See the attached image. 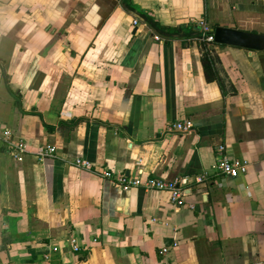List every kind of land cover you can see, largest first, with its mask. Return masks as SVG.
Returning <instances> with one entry per match:
<instances>
[{"label":"crops","instance_id":"crops-1","mask_svg":"<svg viewBox=\"0 0 264 264\" xmlns=\"http://www.w3.org/2000/svg\"><path fill=\"white\" fill-rule=\"evenodd\" d=\"M200 22L264 35V0H0V264H264V52ZM220 145L244 175L213 174ZM105 170L185 177V205Z\"/></svg>","mask_w":264,"mask_h":264},{"label":"built area","instance_id":"built-area-1","mask_svg":"<svg viewBox=\"0 0 264 264\" xmlns=\"http://www.w3.org/2000/svg\"><path fill=\"white\" fill-rule=\"evenodd\" d=\"M134 25H137V21H133ZM201 30V40L208 44H214V37H213V29L210 28L206 23L200 22L197 24ZM155 40H159L158 36H154ZM193 124L189 120H185L182 122H177L170 128V131H177L180 133L187 132L191 130ZM4 143L8 147V149L12 152L15 158H19L21 155L27 152V144L22 140H15L9 131H6L3 136ZM37 156L39 158H46L52 157L55 154V148L51 146H40L37 148ZM216 160L215 163L212 165V172L214 175H222V176H238L244 175L247 172L248 164L239 159L230 160L225 154V147L220 145L216 148ZM72 164L78 168L82 169H90L91 164L82 159H74ZM142 172H138V176L130 178L125 176L124 174H114L109 170H105L101 173V176L104 179L113 180L116 185L124 190H130L131 188H143L144 190H158V191H166L169 194V201L170 203L175 206H183L185 205V195L186 189L185 186L187 185V178H179L172 182H165L159 178H147L142 180ZM209 175L207 172L200 174L195 178V182L197 184H201L208 180ZM189 208H193V205H188ZM72 252H80L83 249L77 245L72 246ZM167 252L166 249L162 250V253L165 254Z\"/></svg>","mask_w":264,"mask_h":264},{"label":"water","instance_id":"water-1","mask_svg":"<svg viewBox=\"0 0 264 264\" xmlns=\"http://www.w3.org/2000/svg\"><path fill=\"white\" fill-rule=\"evenodd\" d=\"M214 43L223 46L264 52V35L216 27L213 29Z\"/></svg>","mask_w":264,"mask_h":264},{"label":"trees","instance_id":"trees-1","mask_svg":"<svg viewBox=\"0 0 264 264\" xmlns=\"http://www.w3.org/2000/svg\"><path fill=\"white\" fill-rule=\"evenodd\" d=\"M126 5L128 7L129 10L137 13L138 15H140L145 22L151 27V29L153 30V33H157L159 35H163L165 37H172L175 36L177 34H179L183 28L182 27H178V28H169V27H163L160 26L159 24H157L153 18H151L149 15H147L145 12H142L140 10H138L137 8L133 7L129 2H126ZM197 34H199L197 32ZM0 72L3 76L7 77L5 72H4V62L3 60L0 59ZM8 79V77L6 78ZM13 96L15 97V103L16 105H20V101H19V97L17 93H13Z\"/></svg>","mask_w":264,"mask_h":264}]
</instances>
